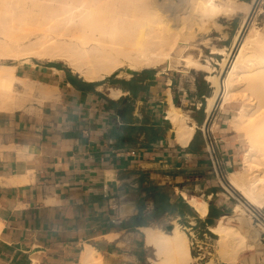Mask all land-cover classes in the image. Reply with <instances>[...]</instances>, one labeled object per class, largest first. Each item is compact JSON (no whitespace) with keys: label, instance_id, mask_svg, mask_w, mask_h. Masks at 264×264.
I'll list each match as a JSON object with an SVG mask.
<instances>
[{"label":"crops","instance_id":"1","mask_svg":"<svg viewBox=\"0 0 264 264\" xmlns=\"http://www.w3.org/2000/svg\"><path fill=\"white\" fill-rule=\"evenodd\" d=\"M145 71L101 83L64 68L17 66L19 78L53 96L0 111V264H166L148 232L158 239L173 237L176 225L211 231L226 217L229 188L201 131L210 117L207 76L185 86ZM172 108L195 130L187 144ZM235 109L219 112L213 132L228 174L244 155L231 127ZM194 202L206 204L204 216Z\"/></svg>","mask_w":264,"mask_h":264},{"label":"bare ground","instance_id":"2","mask_svg":"<svg viewBox=\"0 0 264 264\" xmlns=\"http://www.w3.org/2000/svg\"><path fill=\"white\" fill-rule=\"evenodd\" d=\"M175 1L0 0V111L22 110L29 97L40 103L52 98L50 88L16 75L17 63L31 59L63 62L86 82L103 81L122 65L134 72H205L215 89L207 100L210 115L217 104L222 109L240 105L231 127L245 139L248 150L241 169L229 174L228 183L245 200L246 204L241 203L248 211L250 207L264 209V30L255 26L254 8L248 3L183 0L189 17L182 18L177 15L181 9ZM259 11L264 13V7ZM242 13L246 17L241 30L249 27L240 53L235 60L227 55L222 74L231 66L224 78L213 77L210 61L203 64L200 53H187L197 42L190 43L194 37L186 30L203 25L206 19L215 21ZM221 53L225 51L214 55ZM7 61L16 64H3ZM17 84L22 85L21 94L16 91ZM118 95L111 91L112 97ZM169 119L177 128L179 141L187 144L195 131L187 124V116L172 108ZM194 204L204 216L206 204ZM233 213L234 217H223L211 227L217 240L213 259L206 264L260 263L257 253L264 255L259 242L264 227L256 230L249 226L240 205ZM148 233L150 241L160 246V254H166V264H195L186 234L178 225L173 237L152 239V232ZM254 248L255 253L246 255Z\"/></svg>","mask_w":264,"mask_h":264},{"label":"rangeland","instance_id":"3","mask_svg":"<svg viewBox=\"0 0 264 264\" xmlns=\"http://www.w3.org/2000/svg\"><path fill=\"white\" fill-rule=\"evenodd\" d=\"M175 2L181 9L180 12L177 13V15L181 16L182 18L189 17V10L187 8V5L185 4L186 1L185 3L183 2V0H176ZM263 7H264V0H256V2L253 5L255 26L261 30H264V13L260 12L259 10L262 9ZM245 17H246V14H240L233 18L220 17L216 19L215 21L211 19H206L205 23L200 26H198L199 24L197 25L195 24L192 29L190 30L187 29L186 32L190 33L192 37H194L193 39H190V43L197 42V46L193 50L188 51L187 53H193L194 55H196L197 53H200L199 60L201 61V63L207 65V63L210 61L211 67H212V72H211L212 76L218 77V78H224L227 75V72L229 71L230 66H231V64H229L228 68H225L222 74V65L224 63V60L226 59L227 55H231L234 60L236 59V57L240 53L242 43L247 35L249 25L246 29L241 30ZM239 32L241 33V37L239 38L238 41H236V37L237 35H239ZM221 50L225 51V53H221L222 55H214V53H220ZM3 64L14 65L16 64V62L7 61ZM52 64H58L61 66V68H64L66 71L72 72L78 77H80L77 73L74 72L73 69H71L66 64L60 61L48 62V61H38L35 59H31V61L29 62L17 63L18 66H22V67H31V66H36V65L44 67V66H51ZM127 68H128L127 65H122L121 67H119L117 71L118 73L117 77H113L112 76L113 74H112L111 76H108L103 81H101V83L106 82L108 80H112L114 78H119V77H121L122 79L129 78L131 75L127 74V70H128ZM179 70H182V69H179ZM137 72H142V71H137ZM164 73L172 74L177 85L178 83H182L185 86L193 82L192 80L193 77L195 78V81L199 80V82H201L203 81V79L206 78V76H208V74L205 72H197L195 70L190 71L188 75L181 74L176 71L164 72ZM211 73H210V76H211ZM120 74L122 75L120 76ZM207 85L209 86L208 89L210 91L211 96H213L215 89L212 87V84L210 82H208ZM22 89H23L22 85H19V84L16 85V91L18 92V94L22 93ZM40 104L42 103L38 102L35 97H29L28 99H25L24 108L22 110L26 111L28 107L30 108V107H34ZM239 107L240 105L236 104V109H235L233 116H235L238 113ZM220 111H222V108L221 106L218 107V104H217L212 115H210L208 122L204 125L205 127L213 126V132L215 130L214 129L215 124L218 121L217 118H218V114ZM204 126L201 128V130L204 128ZM236 135L242 145L243 154H245V152L248 150L247 146L245 145V139L237 133ZM241 167L242 166H240L239 169H241ZM222 172L224 174V177H222L220 174H217V172L215 173L221 179V181L223 182V185L229 188L228 195L230 199H232V202H233L232 209L227 212L226 217H234V213H233L234 208L237 205H240L246 211L245 218H246V221L249 223V226H251L252 228L256 230L260 229V227H264V224L253 219L250 213V208L248 211L246 207L242 205L241 202H243L244 204L246 203H245V200L241 198L239 193H237L236 191L228 187L229 174L226 171L224 163H223ZM232 224L236 225L237 223L236 221H233ZM196 236H197L196 239L199 242V246L201 247V249L200 251L198 250L192 251V255L194 259L196 260L195 264H206L213 259L212 254L214 253V250H215V242L217 240V236L213 234L212 231H207V230L206 231L198 230L196 233ZM259 242L262 245L261 247L263 248V251H264V232H261ZM251 253H255V248L252 251L247 252L246 255H249ZM257 257L260 261L259 264H264V255L262 256L259 253H257Z\"/></svg>","mask_w":264,"mask_h":264},{"label":"built area","instance_id":"4","mask_svg":"<svg viewBox=\"0 0 264 264\" xmlns=\"http://www.w3.org/2000/svg\"><path fill=\"white\" fill-rule=\"evenodd\" d=\"M201 131L206 139L208 155L213 165V168L215 169V172H217V174H220L222 177H224V174L222 172L223 160L221 159V155L219 152L218 141L214 137V134H213V126L211 127L204 126V128ZM250 213L253 219L264 224V210L263 209L250 207ZM183 231H185L190 237L189 243H190V247L192 251H195V250L200 251L201 247L199 246V242L196 239L197 236H196V232L194 231V229L192 227L185 226L183 228Z\"/></svg>","mask_w":264,"mask_h":264},{"label":"water","instance_id":"5","mask_svg":"<svg viewBox=\"0 0 264 264\" xmlns=\"http://www.w3.org/2000/svg\"><path fill=\"white\" fill-rule=\"evenodd\" d=\"M135 73L136 72H134V71H132V70H127V74H129V75H131V76H133V75H135ZM113 77H117L118 76V73H115V74H113L112 75ZM168 231H171L172 230V227H169L168 229H167Z\"/></svg>","mask_w":264,"mask_h":264},{"label":"trees","instance_id":"6","mask_svg":"<svg viewBox=\"0 0 264 264\" xmlns=\"http://www.w3.org/2000/svg\"><path fill=\"white\" fill-rule=\"evenodd\" d=\"M50 67H54V68H61V66H60V65H58V64H52ZM145 72H148V71H144L143 73H145Z\"/></svg>","mask_w":264,"mask_h":264}]
</instances>
